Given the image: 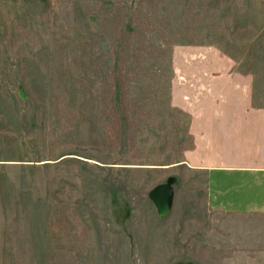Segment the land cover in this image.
I'll return each instance as SVG.
<instances>
[{
    "label": "rangeland",
    "instance_id": "374dc122",
    "mask_svg": "<svg viewBox=\"0 0 264 264\" xmlns=\"http://www.w3.org/2000/svg\"><path fill=\"white\" fill-rule=\"evenodd\" d=\"M263 116L264 0H0V264H194L199 236L264 264V233H168L149 198L206 210L189 167Z\"/></svg>",
    "mask_w": 264,
    "mask_h": 264
},
{
    "label": "crops",
    "instance_id": "0c3cea01",
    "mask_svg": "<svg viewBox=\"0 0 264 264\" xmlns=\"http://www.w3.org/2000/svg\"><path fill=\"white\" fill-rule=\"evenodd\" d=\"M240 121L235 124L241 126L238 131L241 132L240 138L234 141L227 138L216 145V149L223 151L218 156L240 160L210 168L189 167L192 173L205 174L206 210L182 209L180 214L172 213L177 195L174 187L172 210L160 217L162 222L167 220L171 223L168 233H264V116L242 118ZM181 202L182 199L178 204L180 207ZM217 215L238 217L242 221H238L240 225L231 222L217 226ZM195 246L198 249L194 252V264H216L214 254L217 249L211 246L210 241H203L199 236Z\"/></svg>",
    "mask_w": 264,
    "mask_h": 264
},
{
    "label": "water",
    "instance_id": "95a60500",
    "mask_svg": "<svg viewBox=\"0 0 264 264\" xmlns=\"http://www.w3.org/2000/svg\"><path fill=\"white\" fill-rule=\"evenodd\" d=\"M178 180L174 177L169 178L165 184L156 187L149 195L160 217L166 216L171 212L174 203V187Z\"/></svg>",
    "mask_w": 264,
    "mask_h": 264
}]
</instances>
